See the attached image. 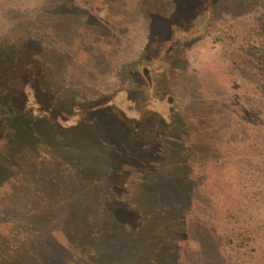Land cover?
Returning a JSON list of instances; mask_svg holds the SVG:
<instances>
[{
	"label": "rangeland",
	"instance_id": "1",
	"mask_svg": "<svg viewBox=\"0 0 264 264\" xmlns=\"http://www.w3.org/2000/svg\"><path fill=\"white\" fill-rule=\"evenodd\" d=\"M0 264H264V0H0Z\"/></svg>",
	"mask_w": 264,
	"mask_h": 264
},
{
	"label": "trees",
	"instance_id": "2",
	"mask_svg": "<svg viewBox=\"0 0 264 264\" xmlns=\"http://www.w3.org/2000/svg\"><path fill=\"white\" fill-rule=\"evenodd\" d=\"M14 60V62H13V64L15 65H18L19 63L23 66L24 65V60H21V59H17V60H15V59H13ZM9 65V64H8ZM15 72H16V70H15ZM23 79V76H22V78H21V80ZM22 90V89H21ZM24 91V90H23Z\"/></svg>",
	"mask_w": 264,
	"mask_h": 264
}]
</instances>
